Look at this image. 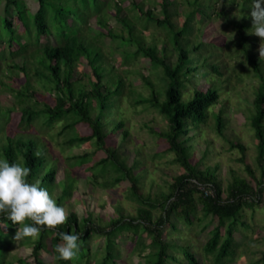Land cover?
Returning a JSON list of instances; mask_svg holds the SVG:
<instances>
[{
	"label": "trees",
	"instance_id": "16d2710c",
	"mask_svg": "<svg viewBox=\"0 0 264 264\" xmlns=\"http://www.w3.org/2000/svg\"><path fill=\"white\" fill-rule=\"evenodd\" d=\"M99 1L36 0V9L32 12L24 0H5L0 13V40L7 42L9 47L13 43L18 45L16 50L10 49L9 54L20 53L24 65L10 60L6 62L5 56L0 59V64L4 61L6 68L18 66L28 74L30 62L38 82L48 90H55L56 95L54 104L32 101L33 94L28 91L32 84L28 80L17 91L16 96L21 109L20 120L16 128H13L15 135H1L0 159L29 167L31 172L27 178L28 182L40 181L41 187L46 188L50 194L57 185H61L62 191L55 197L60 206L73 189L77 178L74 169L76 166L86 164L87 169L92 172L94 181L102 177L103 181L100 184L105 187L114 188L119 183L129 182V190L137 195L140 202L136 206L137 213L125 214L119 206L117 208L119 216L111 217L108 222L102 223L94 219L90 212L80 216L76 211H70L67 224L63 228L56 231L43 229L39 238L34 241L31 254L17 258L9 257V251L14 244V232L19 225L12 224L6 216L0 215V264H47L42 257L43 251L52 254L54 264H91V257L96 258L98 255L92 254L90 249L89 240L93 233L105 238L102 258L96 263L119 264L120 248L117 238L123 231L132 233L133 249L139 250L145 264L182 262L178 252L183 254L189 264H203L192 248V239L187 237L184 243H179L172 236V232L176 231L177 235L174 236H179L182 230L179 223L192 226L195 222L200 224L198 230L204 231L214 219L218 220L217 224L209 230L210 237L203 243L202 249L205 254L213 256L215 264H226L228 260H233L231 257L234 258L236 253L235 233L240 229V225H247L250 228L242 219L243 210L261 201L264 172L257 180L256 186L245 177L236 176L229 183L225 196L224 188L215 171H211L210 168H199L200 163H193L189 155V149H192L193 141L199 134L200 125L207 121L209 107L219 101L222 90L220 83L222 80L219 78L222 75L220 65L209 60L206 55V46L209 43L202 39L198 40L199 33H194V29L198 28L195 27V21L202 11L203 2L188 0L192 8L183 13L184 21L180 25L173 20L175 11L170 9L176 4V0H162L158 3L162 16L153 9L145 10L141 4L134 3L136 15L148 17L149 23L152 22L166 31L167 38L161 50H158L156 45H148L142 31H139L134 21L127 16L119 15L126 35L108 31L113 38L120 39L119 45L126 46L130 43L135 45L133 50H122L121 57L124 63L131 62L139 56L149 59L152 68L149 74L142 75L144 82L151 88L150 95L146 97L138 93L133 104L147 102L166 118L167 128L154 132L168 142L167 150L174 152V159L184 169L173 177L166 195L158 200L151 194L140 191L138 180L141 179V172L144 170L141 159L135 157L133 164L129 166L127 161L121 158L122 152L125 151V143L130 137L129 128L124 119L117 116L116 109L121 96L125 94V80L107 60L102 48L91 37H85L78 28V22L82 20L90 27L88 19L91 15L87 10L93 3L94 7L98 6ZM110 3L107 2L106 5L110 6ZM235 3L245 11L250 8L252 0H240ZM114 7L116 12L121 14V5L115 2ZM13 11L15 16L11 15ZM221 13L224 11L221 10ZM246 15L243 12V22L238 24L242 28H248L245 22ZM204 16L208 17L209 14L205 13ZM98 17L95 14L96 25L99 24V28L107 27L106 16L102 19L103 23ZM15 18L18 21L17 25ZM50 33L55 36L54 40L42 39L48 37ZM101 34L104 32L100 31L96 36ZM194 34L196 37L192 38ZM22 36L24 42L20 40ZM248 40V36L241 32L239 43L245 61L251 65L259 79L250 122L258 140L257 160L264 171V66L262 60L249 46ZM29 45H34V50L30 51ZM168 45H171V52L175 58H171L170 52L167 53ZM84 58L92 71L90 87H87L79 76H75V68ZM152 74L157 77V82L151 80ZM201 75H206L209 79L205 87H200L196 82ZM190 88L191 95L185 97L184 93ZM129 92L132 93L134 90L130 89ZM14 109L15 107H0V130H3L4 122ZM214 115L218 131L222 134L225 117L222 111ZM61 120L64 122L59 134L67 136V139L62 141L63 144L70 146L94 140L107 156L94 163H89V153L67 156L65 160L68 169L64 168L65 176L57 180V158L52 154L50 145L53 136L46 141L39 131L52 128ZM80 123L89 125L92 133L81 135L78 132ZM114 133L120 134L119 146L108 142V137ZM232 145L245 151V146L239 141L232 142ZM37 152L40 153L39 156L36 155ZM241 160L244 161V158ZM246 167L250 175L256 179L252 167L249 164H246ZM112 172L117 175H112ZM202 185L213 193L205 194L201 189ZM154 210L159 212L155 213ZM199 210L202 216L197 213ZM2 225L7 226L8 231H4ZM223 226L225 230L222 233ZM59 231L79 234L82 244L77 259L73 261L58 259L55 247L62 242L58 235ZM30 240L31 238H24L21 243ZM146 247L151 249L143 254ZM261 261L264 264V252Z\"/></svg>",
	"mask_w": 264,
	"mask_h": 264
},
{
	"label": "rangeland",
	"instance_id": "374dc122",
	"mask_svg": "<svg viewBox=\"0 0 264 264\" xmlns=\"http://www.w3.org/2000/svg\"><path fill=\"white\" fill-rule=\"evenodd\" d=\"M162 0H100L98 6L90 5L87 13H90V27L86 21H79L78 28L85 37H91L98 44L102 51L106 54L107 60L115 67V70L122 74L125 80V94L121 96L117 106V116L123 118L126 126L129 128L130 137L125 143V151L122 152V159L127 161L131 166L134 158L139 157L142 161L141 179L138 180L141 193L151 194L158 200H161L169 190V184L173 177L184 171L182 165L177 162L174 157V152L168 151V142L161 138L154 130H162L167 128L166 118L149 103L133 104V101L138 97V93L144 96H149L151 88L144 82L143 75L149 74L152 66L148 58L139 56L131 62L124 63L122 59L123 49H135L134 44L119 45L120 39L113 38L109 32L114 34H124L126 32L119 20V15L127 16L134 21L136 28L142 31L145 41L148 45H156L158 50H161L163 43L167 38L166 31L152 22H148V17L136 15L134 3L141 4L144 9H153V11L162 16L161 6L158 4ZM203 2L202 11L196 18L195 27L200 28L194 33H199L197 39L204 40L206 46V55L209 60L220 65L222 75L219 77L222 82L221 95L219 101L209 107V115L207 121L202 123L198 129L199 134L193 141L194 146L189 149V155L192 157L193 163H200L199 168H210L215 171L218 180L224 188V195L228 193L227 187L229 183L236 177H245L256 186L257 180L263 175V168L257 160V138L254 128L251 125L250 118L253 111V101L259 84V79L253 71L251 65L245 61L244 53L240 46V33L248 36L249 46L259 57L260 38L255 35H250L252 27V19L249 16L251 8L244 9L235 3L240 0H201ZM27 7L33 12L36 9V0H24ZM110 3L107 6L106 3ZM121 5V14L117 13L114 3ZM5 0H0V13L4 7ZM106 5V6H105ZM251 7V5H249ZM192 6L188 4V0H176L170 9L175 11L173 20L180 25L184 21V12L190 10ZM221 10L224 13H221ZM243 12H245V22L247 27H240L238 24L243 22ZM208 13L209 16H204ZM95 14L101 19L106 16L107 27L99 28L94 20ZM118 14V15H117ZM15 16V12L11 13ZM74 20L76 18L73 16ZM87 19V16H86ZM93 20V21H91ZM15 25L18 21L15 18ZM100 31L104 34L96 36ZM109 31V32H108ZM94 34L95 36H93ZM53 33L43 40H54ZM195 34L192 38H195ZM24 42V37L20 38ZM215 43L216 45H211ZM16 43L9 47L7 42L0 40V59L5 56L6 60L20 65H24L23 57L20 53L9 54V50L17 49ZM29 50H34V45H29ZM112 51V52H111ZM171 45H168L167 53H171V58H175ZM169 53V54H170ZM31 57V56H30ZM32 58V57H31ZM0 64V107H15L12 114L4 122L0 130V137L3 135H15L17 123L20 120L21 109L18 103L17 91L28 81L32 87L28 90L32 95V101L55 103L56 92L53 89L43 87L38 82L34 73L33 66L28 62V74L21 70L18 66L6 68V62ZM10 62V63H11ZM264 66V59H262ZM143 74V75H142ZM92 71L84 58L75 68V76H79L81 81L87 87L91 86ZM209 75V74H208ZM217 76V75H216ZM151 80L157 82V77L152 74ZM206 75H201L196 82L200 87H205L209 82ZM191 87V86H190ZM130 89L134 92L130 93ZM192 89H188L184 96H190ZM223 113L225 117V128L222 134L219 133L216 118L214 113ZM96 113V112H94ZM64 121H57L52 128H45L39 131L43 139L50 140L51 152L57 158L56 178L61 179L65 176L64 168L68 169V163L65 160L67 156L89 153V163L100 161L107 156L104 150L99 149L94 140H87L81 143L68 145L62 141L67 139L64 134H59ZM14 125V126H13ZM78 132L81 135L92 133V128L84 123L78 124ZM58 133V134H57ZM2 135V136H1ZM4 138V137H3ZM239 141L245 146V151L233 146L232 142ZM108 142L115 146L121 145L120 134L114 133L108 137ZM62 143V144H61ZM244 158V161L241 158ZM88 164V163H87ZM246 164H249L256 179L250 175ZM86 166V167H85ZM76 181L74 182L71 194L64 200L62 207L70 211H76L78 215L85 212L93 214L94 219L102 223L108 222L111 217H118L119 206L125 214L136 215V206L140 204L137 195L129 190L130 183L122 182L115 185L114 188L105 187L100 184L103 178L94 181L92 172L87 169V165L76 166L74 169ZM112 175L117 173L112 172ZM62 191V186L57 185L52 190V195L55 198ZM197 195L199 193H196ZM159 210V209H158ZM154 210L155 213L159 212ZM200 216L201 210L197 212ZM242 219L247 225H240V229L235 233L236 253L233 260H228L226 264H262L264 252V191L261 201L253 207H245L243 210ZM217 219H214L209 227L204 231H199L200 224L195 222L192 226L185 223H179L182 228L179 232H172V236L179 242L184 243L187 237L192 239V248L198 254L199 259L203 264H215L211 254H205L202 249L203 243L210 237L209 230L217 224ZM19 226L16 227L15 234ZM4 231H8V227L2 225ZM143 229V228H141ZM225 226L221 227L222 233ZM167 232V230L165 231ZM132 233L123 231L118 236L120 256L119 264H145L144 257L140 255L139 250L134 248V242L131 240ZM147 239V237H146ZM36 240V239H35ZM34 239L31 238L27 243H21L22 240L14 241L9 251V257L17 258L21 255H30L32 252ZM149 241V239H148ZM62 243V242H61ZM92 254H98L96 258L91 257V264H97L96 261L102 258L101 253L104 251L105 238L100 235L92 234L89 240ZM151 248L146 247L143 254ZM178 256L182 262H172L170 264H189L183 254L178 252ZM42 257L47 264H54L51 253L43 251ZM171 262V261H170Z\"/></svg>",
	"mask_w": 264,
	"mask_h": 264
},
{
	"label": "clouds",
	"instance_id": "9594fccd",
	"mask_svg": "<svg viewBox=\"0 0 264 264\" xmlns=\"http://www.w3.org/2000/svg\"><path fill=\"white\" fill-rule=\"evenodd\" d=\"M250 35L260 38L259 59H264V0H252ZM40 155L39 152L36 153ZM31 169L22 163L0 159V215L19 225L14 240L38 239L43 229L56 231L68 221V209L57 204L40 181L28 182ZM26 221L28 223H26ZM6 227V226H5ZM62 241L55 247L58 259L73 261L78 258L82 241L79 234L59 231Z\"/></svg>",
	"mask_w": 264,
	"mask_h": 264
},
{
	"label": "built area",
	"instance_id": "2783aa9c",
	"mask_svg": "<svg viewBox=\"0 0 264 264\" xmlns=\"http://www.w3.org/2000/svg\"><path fill=\"white\" fill-rule=\"evenodd\" d=\"M202 191H204L205 194L213 193L211 190H209L206 186H201Z\"/></svg>",
	"mask_w": 264,
	"mask_h": 264
}]
</instances>
